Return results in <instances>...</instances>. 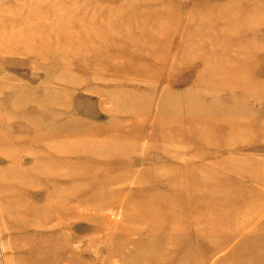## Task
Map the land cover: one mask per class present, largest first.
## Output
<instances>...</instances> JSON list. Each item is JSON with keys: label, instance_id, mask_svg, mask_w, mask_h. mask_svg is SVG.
Returning <instances> with one entry per match:
<instances>
[{"label": "rangeland", "instance_id": "1", "mask_svg": "<svg viewBox=\"0 0 264 264\" xmlns=\"http://www.w3.org/2000/svg\"><path fill=\"white\" fill-rule=\"evenodd\" d=\"M37 259L264 264V0H0V264Z\"/></svg>", "mask_w": 264, "mask_h": 264}, {"label": "bare ground", "instance_id": "2", "mask_svg": "<svg viewBox=\"0 0 264 264\" xmlns=\"http://www.w3.org/2000/svg\"><path fill=\"white\" fill-rule=\"evenodd\" d=\"M63 166V165H62ZM30 205V204H29ZM25 213V212H24ZM21 217V216H20ZM39 221V219H36V221ZM45 222V221H44ZM37 223V222H36ZM39 223V222H38ZM29 224V223H28ZM34 225H37V224H34ZM32 226H33V224H32ZM41 256V255H40ZM42 257V256H41ZM42 258H44V257H42ZM36 264H44V263H46V260H42V259H37L36 261Z\"/></svg>", "mask_w": 264, "mask_h": 264}]
</instances>
